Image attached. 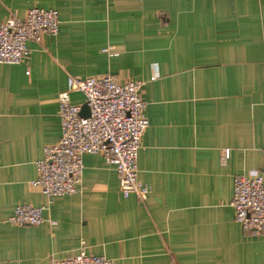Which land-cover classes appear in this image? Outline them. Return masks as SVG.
Here are the masks:
<instances>
[{
	"label": "crops",
	"instance_id": "obj_1",
	"mask_svg": "<svg viewBox=\"0 0 264 264\" xmlns=\"http://www.w3.org/2000/svg\"><path fill=\"white\" fill-rule=\"evenodd\" d=\"M32 7L60 23L21 63L0 64V264L81 249L113 264H264V233L230 205L234 178L262 165L264 0H0V24ZM105 74L143 83L137 169L150 192L122 195L114 168L85 154L79 191L49 201L32 181L61 136L57 96L72 77ZM20 203L45 207L44 221L9 224Z\"/></svg>",
	"mask_w": 264,
	"mask_h": 264
},
{
	"label": "built area",
	"instance_id": "obj_2",
	"mask_svg": "<svg viewBox=\"0 0 264 264\" xmlns=\"http://www.w3.org/2000/svg\"><path fill=\"white\" fill-rule=\"evenodd\" d=\"M54 9L32 7L23 18L9 17L0 24V64H19L28 55L27 42L40 41L59 31ZM154 78V77H152ZM143 83L127 80L120 83L105 74L85 78L72 77L67 90L58 96L60 139L47 145L36 162L37 177L32 185L49 201L79 191L85 154L101 155L119 178L120 193L147 198L150 187L138 179L137 158L142 136L149 124L141 98ZM84 96L89 115H81V106L72 104L70 92ZM229 155L225 150L224 158ZM260 172L237 175L233 181L230 205L234 219L254 234L264 233V148ZM45 207L26 203L16 205L7 222L15 226H37L44 221ZM49 264H113L112 260L81 249L74 256L51 259Z\"/></svg>",
	"mask_w": 264,
	"mask_h": 264
},
{
	"label": "water",
	"instance_id": "obj_3",
	"mask_svg": "<svg viewBox=\"0 0 264 264\" xmlns=\"http://www.w3.org/2000/svg\"><path fill=\"white\" fill-rule=\"evenodd\" d=\"M81 115L84 116V117L89 115V108L87 107L86 104H83L81 106Z\"/></svg>",
	"mask_w": 264,
	"mask_h": 264
}]
</instances>
